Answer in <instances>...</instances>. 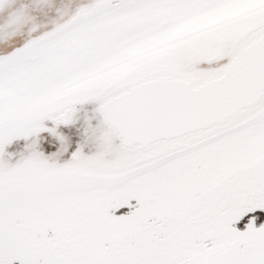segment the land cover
Instances as JSON below:
<instances>
[{
    "label": "snow or ice",
    "instance_id": "snow-or-ice-1",
    "mask_svg": "<svg viewBox=\"0 0 264 264\" xmlns=\"http://www.w3.org/2000/svg\"><path fill=\"white\" fill-rule=\"evenodd\" d=\"M0 264H264V0H0Z\"/></svg>",
    "mask_w": 264,
    "mask_h": 264
}]
</instances>
